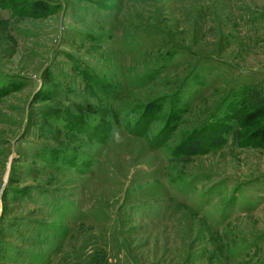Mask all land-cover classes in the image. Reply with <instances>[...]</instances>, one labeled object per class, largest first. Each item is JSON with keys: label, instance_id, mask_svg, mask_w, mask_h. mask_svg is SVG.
<instances>
[{"label": "rangeland", "instance_id": "obj_1", "mask_svg": "<svg viewBox=\"0 0 264 264\" xmlns=\"http://www.w3.org/2000/svg\"><path fill=\"white\" fill-rule=\"evenodd\" d=\"M251 91L264 0H0V264H264Z\"/></svg>", "mask_w": 264, "mask_h": 264}, {"label": "trees", "instance_id": "obj_2", "mask_svg": "<svg viewBox=\"0 0 264 264\" xmlns=\"http://www.w3.org/2000/svg\"><path fill=\"white\" fill-rule=\"evenodd\" d=\"M177 97V96H176ZM176 100H178L176 98ZM246 102L250 103L252 105V111L250 114H243L241 117L240 115V109L237 110L234 114L232 113L231 119L237 120V123L240 124V126H248L246 122L250 117H252L251 120H254L258 117L259 114L264 110V104L263 99L260 98L259 93L257 91H251L248 93V95L245 98ZM152 105L148 108H151ZM66 117V115H63ZM62 118V115L60 117ZM143 120H138V122H142ZM244 122V123H243ZM224 123H220L217 127L209 128L207 132L202 133L197 131H194L188 135L186 139H184L181 142V145L177 148V153H182L184 151L195 153L198 151L199 147L203 146L206 148H216L224 144L225 138L224 136L227 135V133H230L231 128L225 129L222 126ZM254 127L250 126L247 127L244 134L241 135L240 132L233 131L231 132L232 138L234 141H241L243 138L245 139L244 142L247 143L249 140H253L254 138L258 137L262 132H264V123L261 125H253ZM197 134V135H195Z\"/></svg>", "mask_w": 264, "mask_h": 264}]
</instances>
